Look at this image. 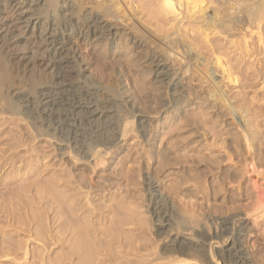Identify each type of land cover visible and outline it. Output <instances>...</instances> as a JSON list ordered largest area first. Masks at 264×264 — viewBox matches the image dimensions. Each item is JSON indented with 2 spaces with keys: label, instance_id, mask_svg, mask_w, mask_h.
Returning a JSON list of instances; mask_svg holds the SVG:
<instances>
[{
  "label": "bare ground",
  "instance_id": "6f19581e",
  "mask_svg": "<svg viewBox=\"0 0 264 264\" xmlns=\"http://www.w3.org/2000/svg\"><path fill=\"white\" fill-rule=\"evenodd\" d=\"M123 7L130 12V24L118 13ZM156 7L157 10H154ZM163 17L178 21L173 25L174 33H156L153 26ZM255 38V45L264 46V0H155L144 5L137 0H0V114H5V107H8L12 113L18 111L27 115L37 136L53 138L62 154L68 150L74 155V161L84 160L93 171L98 172L107 167L108 158L114 157V152L126 143L130 133L136 132L142 142L148 140L151 120L142 113L133 114L132 119L120 117L115 108L114 91L105 96L108 105L103 104L101 95L107 92L102 93L101 88L88 82V69L84 68L74 40L79 39L89 45L93 42L107 45L111 53L115 49L121 51L130 47L134 54H138L151 48L145 60L149 73H153L154 83L167 88L169 100L163 106L176 109L177 100L186 99L181 74H190L192 67L196 66V58L210 72L219 67L223 78L236 84L239 76L226 60L227 51L232 49L235 55L250 59L255 55ZM125 39H128L127 45L123 44ZM175 51H180L183 56L179 68L171 62ZM10 57L23 66V71L28 68L32 71L36 61L43 62L46 74L50 75L46 83L49 86L33 90V93L10 92L9 99L5 98L6 83L12 80ZM72 74L80 77L75 84L71 81ZM187 103L186 99L183 104ZM205 140L207 149L217 151L222 148L217 138ZM254 154L257 151L249 149L247 160L254 161ZM13 159L9 156L6 160L5 156L0 170L8 165V168H14L16 162ZM229 159L233 161V158ZM247 160L243 163L246 177L249 176ZM17 170L22 172V168ZM242 174L234 173L239 178L241 191L242 182L246 179L241 181ZM259 181L262 182L257 179L255 183ZM144 182L149 195L147 207L156 236H169V228L180 229L181 234L186 235L188 227L181 214L172 207L169 197L160 189L159 183L152 178H144ZM39 183L45 186L54 184L57 188L52 203L48 202L46 207L47 211L53 209L56 215L53 218L48 216V225L35 221L22 228V213L18 214L21 217L19 224L12 222L11 216L15 212H10V203L5 199L2 209L6 216L0 231L9 238H0V257L14 255L15 259L20 257L30 264H201L209 252L211 260H216L214 264H220L221 260L225 264H254L246 251L244 238L252 232V225L256 228L264 223V197L260 188L255 191L260 198L247 205L243 216L235 214L216 222L215 225L220 226L219 238L230 239L221 250H213V243L207 244V249L206 235L201 232L193 234L198 241L181 236L184 239L175 238L171 246L162 247L154 254L147 252V241H142V234L147 229L134 217L135 214L129 211L127 219L118 218L123 212V200L116 204L92 206V199L80 197V189L74 187L71 180H65L64 174L55 177L52 183L41 180L34 186H39ZM89 186L92 190L94 186L98 187L92 182ZM26 192L22 189V192L15 190L12 194L20 202L18 205L22 209L25 207L31 215L30 211L36 210L34 204L46 202V197L30 196L34 202L31 203L26 198ZM242 198H247L245 192ZM57 222L54 228L52 224ZM103 222L105 226L100 227ZM124 224L134 228L125 227L124 230ZM12 232L28 240L18 241ZM31 239L41 245L31 249Z\"/></svg>",
  "mask_w": 264,
  "mask_h": 264
},
{
  "label": "rangeland",
  "instance_id": "374dc122",
  "mask_svg": "<svg viewBox=\"0 0 264 264\" xmlns=\"http://www.w3.org/2000/svg\"><path fill=\"white\" fill-rule=\"evenodd\" d=\"M137 1L144 5L155 0ZM118 13L123 20L131 23L130 12L126 7L121 8ZM177 23L172 17H163L153 27L156 33L169 35L175 32L173 25ZM183 31L185 33L184 29ZM194 34L198 36L197 33ZM74 41L84 68L88 69V82L101 88L102 93L107 92L101 95L103 104L108 105L105 96L111 95L110 91L116 92L115 108L118 115L123 119H132L133 114L138 113L150 117V137L142 142L141 138H137L136 132L130 133L126 143L114 152V157L108 158L109 163L105 165L107 167L97 172L84 160L74 161V155L70 151L62 154L63 151L58 149L53 138L37 136L27 115L18 111L12 113L5 107L6 113L0 114V166L4 164L5 156L6 160L11 156L16 162V168H8V165L0 170V226L6 216L2 209L5 199L10 203L7 204L10 212H15L11 216L12 222L17 221L19 224L22 217V228L35 221H43V224L48 225V216L53 218L56 212L53 209L47 211L46 207L52 203L57 188L54 184L45 186L39 183L38 187L34 184L41 180L52 183L55 177L64 174L65 180H71L74 182L73 186L80 189V197L92 199V206L116 204L123 200V212L118 218L127 219L129 211H132L134 217L145 225L147 230L142 234L144 240H141L147 241V252L156 254L162 247L171 246L173 239H184L181 236L198 241V237L193 234L201 232L206 235L207 249V244L210 243L214 244L213 250H221L228 245L230 239L225 241V238H219L220 226L215 225L216 222L235 214L243 216L247 205L260 198L255 194L258 188L263 190L261 196L264 197V46L255 45V38V55L250 59L243 58L240 54L235 55L232 49L227 51L226 60L239 76L236 84L224 79L219 67L210 72L196 58V66L192 67L190 74H181L188 103L184 105L186 99L182 98L177 100L178 105L173 109L163 106L169 100L167 88L153 82V73H149L150 69L145 63L151 48L143 49L138 54H134L130 47L121 51L115 49L111 53L107 45L97 44L93 40V45L79 39ZM216 42L218 41H214ZM221 43L225 44L224 41ZM123 44L127 45L128 39ZM8 55L9 53L6 57ZM8 60L12 80L6 83L5 98L9 99L10 92L33 93V90L39 91L49 86L46 83L50 75L46 74V68L41 64L43 62L36 61L32 71H28L29 68L23 71V66L16 64L17 60L11 57ZM182 60V53L175 51L171 60L173 66L179 68ZM77 78L80 77L72 74V84L79 81ZM136 125L137 122L133 128ZM205 138L219 139L222 148L217 151L214 148L207 149ZM249 149L257 151L254 161L247 160ZM229 158H233V161ZM246 160L249 163L247 177L243 169ZM18 167L22 168L21 173L17 170ZM234 173L244 175L241 181L246 178L242 182V191L239 190V178ZM144 178H152L159 183L160 189L169 197L172 207L181 214L188 227L186 235H182L180 229L169 228V236H156L147 207L149 195L145 191ZM257 179L262 182L256 184ZM90 182L98 187L94 186L92 190ZM4 185L10 187L5 186V189ZM21 188L27 190L26 198L31 203H34L31 197H46V202L34 204L36 210L30 211L31 215L25 211V207L22 209L18 205L17 197L12 194L15 190L22 192ZM244 192L247 198H242ZM20 213L21 217L18 216ZM250 221L253 223V219ZM58 223L52 224L53 227ZM124 225H121L124 226L123 229L134 228L132 225ZM103 226L104 222L100 227ZM252 228V232H248L244 238V245L254 264H264V223L261 222L256 228L252 225ZM0 233L1 239L9 238V235ZM12 235L18 241L28 240L14 232ZM217 240L220 241L219 244L216 243ZM29 243L31 249L41 245L32 239ZM169 256L173 258L172 255ZM17 259L14 255L0 257V264H30L20 257ZM215 261L211 260L208 252L201 264H214ZM220 264L225 262L221 260Z\"/></svg>",
  "mask_w": 264,
  "mask_h": 264
}]
</instances>
